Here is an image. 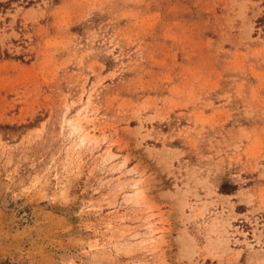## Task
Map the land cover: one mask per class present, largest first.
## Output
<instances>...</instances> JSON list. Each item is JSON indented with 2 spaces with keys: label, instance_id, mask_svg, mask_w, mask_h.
Masks as SVG:
<instances>
[{
  "label": "rangeland",
  "instance_id": "rangeland-1",
  "mask_svg": "<svg viewBox=\"0 0 264 264\" xmlns=\"http://www.w3.org/2000/svg\"><path fill=\"white\" fill-rule=\"evenodd\" d=\"M0 264H264V0H0Z\"/></svg>",
  "mask_w": 264,
  "mask_h": 264
},
{
  "label": "bare ground",
  "instance_id": "bare-ground-1",
  "mask_svg": "<svg viewBox=\"0 0 264 264\" xmlns=\"http://www.w3.org/2000/svg\"><path fill=\"white\" fill-rule=\"evenodd\" d=\"M78 128H79V129H83L82 126H81L80 124H79Z\"/></svg>",
  "mask_w": 264,
  "mask_h": 264
}]
</instances>
